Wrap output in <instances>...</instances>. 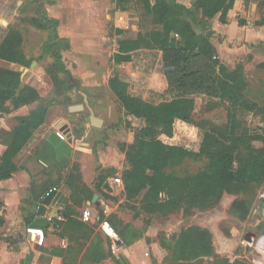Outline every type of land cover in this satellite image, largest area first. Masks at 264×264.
<instances>
[{
  "label": "trees",
  "instance_id": "obj_1",
  "mask_svg": "<svg viewBox=\"0 0 264 264\" xmlns=\"http://www.w3.org/2000/svg\"><path fill=\"white\" fill-rule=\"evenodd\" d=\"M143 10L151 23L158 27L149 33H138L135 38H125L117 42L114 61L129 62L131 52L138 49H157L162 53L163 79L166 90L173 95L170 100L158 104L148 103L128 93V83L119 76L109 79V87L119 102L125 116L141 119L143 124L134 134L133 142L123 144V152L129 164L122 172L121 180L128 199L141 197V205L148 213H165L192 209L211 210L215 208L225 193L240 195L231 208L235 216L245 220L264 183V128L259 133H249L242 128L241 113L264 112L260 106L245 95L247 81L243 66L238 64L229 70L220 62L216 48L211 42L213 30L207 20L218 17L221 24H228V12L235 0H195V10L200 12L197 21L201 26L196 30L192 23L195 15L191 9L178 4L176 0H140ZM264 4V1H262ZM48 39L42 46L43 53L51 54L53 65L46 68L57 95L72 89L64 81L57 82L54 65L59 71L69 75L62 60V52L69 49V43L59 37L57 21L46 17ZM243 24L242 21L238 22ZM66 42V44H64ZM22 36L9 31L0 43V59L27 66L21 52ZM264 68V63L260 64ZM67 84V86H66ZM194 95H204L227 102V122L222 127L204 128L199 131L200 148L189 150L174 141L175 124H190L194 110ZM51 101L43 99L38 91L21 81L17 70L0 68V125L13 111L24 107H34L27 115L17 116L11 131L9 144H0V180L9 179L18 170L12 159L24 147L32 133L44 122ZM260 142L254 147L252 142ZM205 159V165L194 173L176 170L187 159ZM65 185L72 192L71 201L80 206L83 201L79 184V171L71 167ZM80 189L79 191H77ZM96 190L101 187L96 184ZM77 191V192H76ZM102 196H107L103 193ZM90 199L91 195H84ZM33 205V202H32ZM100 214V209L98 208ZM65 226L77 223L81 227L82 239L75 247L64 249L63 264H76L80 248H84L79 264L99 263L107 257L103 242L98 236L89 239L93 229L87 224L73 220L71 207L63 208ZM30 211L25 220H31ZM119 233L124 246L138 235L128 236L123 229L109 219ZM4 220L0 217V227ZM58 225V223H56ZM87 233H86V232ZM171 253L169 261L174 264H201L205 258L218 257L215 253L212 236L206 229L188 227L167 242ZM226 264H250L244 260H234Z\"/></svg>",
  "mask_w": 264,
  "mask_h": 264
},
{
  "label": "rangeland",
  "instance_id": "obj_2",
  "mask_svg": "<svg viewBox=\"0 0 264 264\" xmlns=\"http://www.w3.org/2000/svg\"><path fill=\"white\" fill-rule=\"evenodd\" d=\"M194 1L176 0L178 4L192 10L195 15L192 23L199 31L201 26L197 21L201 17L200 12L195 10ZM252 1L256 2L259 8L264 7L262 2L264 0ZM244 3L241 5L243 6ZM232 12L233 10L228 12L232 20L247 21V16H245L246 19L240 18L244 15L243 13L237 16ZM253 12L255 10H252ZM263 15L264 12L257 11L254 15L250 14L248 20L253 21L254 18L260 20ZM46 17L57 21L56 30L59 37L69 43V49L61 53L69 75L59 71V67L55 64L54 70L58 72L55 81L65 82L66 80L65 83L71 85L72 89L57 95L52 82L50 83L47 79L42 84L41 91L43 95H46L45 100L51 103L63 102L67 100L65 98L84 103L85 96L87 107L94 106L97 114L105 120L101 126V139L85 140L93 142L92 152L84 155L81 148V151H78L79 154L75 156L74 164L79 166L78 160L84 161L87 181L90 184H97L98 181V185L103 189L101 193L103 191L107 194L106 197L101 194V199L110 207L109 219L117 228L123 229L128 236H132L133 233L138 235L136 239H131L129 245L123 246L117 254L108 250L106 240L100 235L107 257L96 264H174L169 261L171 253L167 242H170L172 236L192 226L208 230L212 236L214 251H223L221 255L218 254V257L205 258L202 264H226V260L229 262L235 260V254L243 256L245 251L247 253L250 247L246 243L242 245V241L245 237H251L247 233L252 230L258 233L263 231L264 223H261V228L263 227L260 228L261 230L256 229L254 218L257 217V212H252L255 215L251 213L252 215L249 214L245 220L235 216L231 204L239 199L240 195L225 193L219 204L207 211L194 208L190 212L179 210L165 213H148L142 208L141 197L131 200L125 196L121 175L129 164L122 151L123 144L128 145L133 142L134 134L142 126L143 121L125 116L110 90L109 79L114 75L119 76L128 83L127 91L130 95L151 104H158L173 97L167 92L164 83L161 51L138 49L131 52L129 62L114 61L118 41L125 38L132 39L138 33L144 34L158 29L145 14L140 0H0V40L9 31L19 32L22 36L23 59L27 61V58L33 60L38 58V62L28 69L43 75L47 74L46 68L53 65L54 59L51 54L43 53L41 56V46L48 35L45 27ZM207 23L214 32L210 40L216 48L220 62L229 70H234L238 64L242 65L243 74L248 82L247 93L264 99L263 89L255 87L249 79L254 74V69L258 67L249 63L250 55L247 53L249 41L245 40L246 36L243 37L242 29H238L234 23L223 30L217 25L220 24L217 16L207 20ZM259 71L264 73L261 69ZM194 101L192 122L175 124L174 141L197 152L201 144L199 134L201 128L224 126L227 122L229 105L227 102L205 97H195ZM26 112L27 109L20 111V113ZM16 117L10 113L5 119L8 124H12ZM239 118L242 128L249 133H259L264 128V112H244ZM252 144L256 148L262 146L257 141ZM106 146L112 147L116 154H122V156L107 158L113 163L101 167V164H97L100 158L96 157H98V151L105 149ZM83 156L88 158H80ZM204 165L205 159L201 157L196 160L187 159L176 170L194 173ZM80 187L87 188V185L82 181ZM263 189L264 183L255 198L256 203ZM80 197H84V194ZM258 204L264 207V199L259 197ZM83 209L84 205L78 209L80 217ZM96 212L98 213V209L95 208L94 215ZM248 220L252 221V225L246 222ZM93 223L88 224L92 226ZM95 233L97 234L93 230L89 239H95L94 236L99 237ZM82 236H85V233H73L71 241L73 247L84 241ZM231 239L239 241L238 245L232 247ZM87 243L88 241H85L84 244L87 246ZM84 250V248L79 249L78 257ZM127 256L132 259L129 260Z\"/></svg>",
  "mask_w": 264,
  "mask_h": 264
},
{
  "label": "crops",
  "instance_id": "obj_3",
  "mask_svg": "<svg viewBox=\"0 0 264 264\" xmlns=\"http://www.w3.org/2000/svg\"><path fill=\"white\" fill-rule=\"evenodd\" d=\"M241 3H244V5L242 6ZM231 10H233L232 13L234 15L238 16L240 13H243L244 15L240 18L246 19L245 16H247L249 19L250 14L254 15L257 11L264 12V7H257L256 2L252 0H235ZM252 10H255V12L252 13ZM248 19L247 21L241 20L243 24H239L237 19L232 20V17L228 14L229 23H220L217 25L224 30L235 23L238 29H242L243 37L246 36L245 40L249 41V46H247V53L250 55L249 63L258 67L254 69V74H252L249 79H251V82L255 85V87L263 89L264 97V73L259 71L261 69L264 72V68L260 67V64L264 63V15L260 18V20L259 18H254L253 21H249ZM256 21L258 22L256 23ZM2 39L0 40V43L2 42ZM42 46L41 56L43 55ZM20 48H22V43ZM27 62H29V64L27 66H23L0 59V68L19 71L21 73L22 83L34 87L38 91L39 95L45 99L46 95H43L41 87L47 79L50 83L51 80L46 73L45 75L41 73L37 74L33 70L28 69V67H31L38 62V58H35L34 60L27 58ZM247 89L248 82L245 89V95L258 105H264V99H259L254 94H248ZM195 97L212 99L204 95H194V98ZM65 99L67 100L63 102L56 101L54 103H50L43 124L32 133L24 147L12 159V162L17 166L18 170L11 178L0 180V217L4 220L3 225L0 227V264H63L64 249H66L69 245L72 246L71 241L73 239V233L81 232V227L74 222L72 225L68 223V227L65 226L67 221L64 219L63 214V218L61 220H55L54 218L52 220H48V217H56L59 213H62L63 208L68 205L74 212V215H72L73 220H78L90 226L95 232H97L100 238L103 237L106 240L107 248L109 250L108 240L100 232L98 228V221L95 219L89 221L97 223H93L91 226L88 224L89 222H84L81 219L78 212V209L81 208L82 205H84V208L90 207L92 213L95 208L100 209L99 204L95 205L90 204L89 202L95 194L98 196V202L102 200L101 192L96 190L95 183L90 184V182L87 181L88 177L84 172L85 162L78 160L79 166L74 164L75 156L76 154H79L81 148L83 149L84 155L92 152L91 148L93 146V142L85 140L95 138V141H98L102 136L101 127L96 128L91 126L88 122L84 123V118H88L91 115V112H93L94 116L100 118L104 123L105 120L97 114L94 106H91V108L87 107V102H84L85 96L83 97L84 103L71 101L69 98ZM73 105H82L83 108L79 111H70L69 107ZM33 107L34 105L21 107L13 111L12 114L15 115V117L27 115ZM22 109H27V112L20 113ZM15 124V121L12 124H8L6 119L3 123H1L0 144L5 145L10 143V130L15 126ZM56 131L65 135L64 141L68 142L71 147V155L64 163L61 164L60 170L55 167L58 162L56 161L54 153L50 152L46 147L48 136ZM120 155L122 156V154ZM120 155L116 154V151L113 150L112 147L106 146L105 149L98 151V157L96 158L100 159L97 164H101V167H105L104 165H111L113 162L109 161L107 158H121ZM80 158L88 157L83 156ZM74 165L77 166L79 171V184L83 181L87 185V189H85L83 194L91 195L90 199L83 197V201L80 204L81 207L73 204L71 201L72 192L65 185L66 176L71 167ZM50 187H56L57 192L64 196L66 202L63 203L62 201H57L54 205L47 207L45 218L48 224L41 227L44 229L45 233L44 241L42 245H37L33 242V240H31V236L26 232V229L33 227L34 220L36 219L35 208L39 202L38 199L40 198L42 192H46ZM101 190L103 189L101 188ZM259 197L264 199V189L261 191ZM259 197H257V203L256 200L254 201V204H256H253L254 206L252 205L249 213L251 214L252 212H257V217H253L255 219V224H253L257 230H261L263 228H261V223H264V207L258 204ZM30 211L33 213V218L31 220H25ZM98 213L96 212V214ZM246 222L252 225L251 220ZM56 223H58V225ZM250 233L254 234L253 237L252 235H249L252 238L245 237L243 241L241 240L242 245L243 243H246L250 247L249 251L247 253L245 251L243 256L235 254L234 258L235 260H244L250 264H264V230L259 231V233L252 230L247 234ZM97 234L95 233V235ZM231 240L232 247L238 245L239 241L236 239ZM123 246L124 245L122 243V248ZM104 251L107 253L105 248ZM222 252V250L215 251V253L219 255H221ZM81 254L78 257L76 264H79ZM127 258L129 260L132 259L129 256H127Z\"/></svg>",
  "mask_w": 264,
  "mask_h": 264
},
{
  "label": "water",
  "instance_id": "obj_4",
  "mask_svg": "<svg viewBox=\"0 0 264 264\" xmlns=\"http://www.w3.org/2000/svg\"><path fill=\"white\" fill-rule=\"evenodd\" d=\"M84 102L85 103L87 102L86 99H84ZM69 108L70 111H79L83 108V106L73 105L70 106ZM83 122L84 123L88 122L91 126L96 128H100L103 123V121L100 118L94 116L93 112H91V115L88 118H84ZM46 147L50 152L54 153L56 161L58 162V164H56L55 167L60 170L61 164L64 163L66 159L69 158L71 155V147L69 146L68 142L61 141L60 139L57 138L55 133H52L47 138ZM44 193L45 191H43L42 194L40 195V198L38 199L39 202L35 208L36 219L34 220L33 227L40 228L48 224L45 218V213L48 206L54 205L57 201H62L63 203L66 202L64 196L59 192L51 191L47 195H44ZM97 199L98 196L95 194L93 195L89 203L98 205L99 202L97 201ZM248 235L254 236L253 233H250Z\"/></svg>",
  "mask_w": 264,
  "mask_h": 264
},
{
  "label": "built area",
  "instance_id": "obj_5",
  "mask_svg": "<svg viewBox=\"0 0 264 264\" xmlns=\"http://www.w3.org/2000/svg\"><path fill=\"white\" fill-rule=\"evenodd\" d=\"M55 135L57 136L58 139L61 141L65 140V135L61 132L56 131ZM55 191L57 192L56 187H50L48 190L44 193V195H47L49 192ZM99 206H100V214H96V216L93 215L90 207H86L82 210L81 213V219L84 222H89L92 220H97L98 221V228L102 235L108 240L109 243V250L113 254H117L120 252L122 249V241L120 238L119 233L114 229V227L111 225V223L108 220V217L110 216V207L103 201H99ZM57 219L61 220L62 213H59L56 217L49 216L48 220L52 219ZM26 232L31 236V240H33L34 243L37 245H42L44 241V229L43 228H37V227H30L26 229Z\"/></svg>",
  "mask_w": 264,
  "mask_h": 264
}]
</instances>
